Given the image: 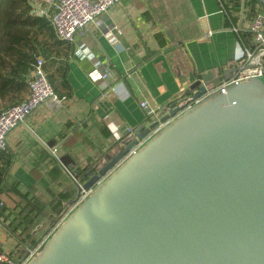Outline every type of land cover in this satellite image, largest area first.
<instances>
[{"label":"water","instance_id":"1","mask_svg":"<svg viewBox=\"0 0 264 264\" xmlns=\"http://www.w3.org/2000/svg\"><path fill=\"white\" fill-rule=\"evenodd\" d=\"M236 70L202 74L186 97ZM156 125L86 172L89 197L29 264H264V83L210 95L121 163Z\"/></svg>","mask_w":264,"mask_h":264},{"label":"crops","instance_id":"2","mask_svg":"<svg viewBox=\"0 0 264 264\" xmlns=\"http://www.w3.org/2000/svg\"><path fill=\"white\" fill-rule=\"evenodd\" d=\"M260 11L259 0H120L72 41H49L57 45L42 50H49L47 59L41 57L43 69L63 100L43 102L6 136L0 151V251L18 260L33 247L8 227L18 224L21 208L11 188L43 206V219L32 230L39 242L49 218L58 214L53 204L61 200L65 212L79 193L63 167H71L75 179L103 164L119 148L112 127L123 139L125 128L151 122L141 102L162 118L179 100L178 89L187 90L183 83L189 87L206 72L217 77L234 68L236 49L249 45V26ZM80 45L93 52L107 74L104 81L89 79L93 62L74 56ZM16 103L1 104L0 112Z\"/></svg>","mask_w":264,"mask_h":264},{"label":"built area","instance_id":"3","mask_svg":"<svg viewBox=\"0 0 264 264\" xmlns=\"http://www.w3.org/2000/svg\"><path fill=\"white\" fill-rule=\"evenodd\" d=\"M120 0H26L29 7V15L46 20L52 27L55 38L58 41L70 42L74 35L85 29L89 24L103 15L110 7L118 3ZM261 11L254 17L249 26L250 43L249 45L240 44L234 56L235 72L227 80L221 81L218 86L207 90L205 94L199 98H184L177 101V107L180 110L172 117L161 122L159 112L150 108L146 102H141L140 107L148 118L151 124L157 125L152 129L150 135L145 139L138 141V144L131 148L123 163L135 152H137L148 140L160 130L166 127L172 120L178 116L188 112L195 106L199 105L210 95L218 93L225 95L228 88L238 85L249 80H260L264 83V0H259ZM74 56L77 58H85L93 62V71L89 74V79L92 82L98 83L107 78L106 72L100 71V63L96 60L95 55L91 50L84 45H80L75 51ZM44 60L37 57L32 75L27 83L28 95L22 102L16 103L0 112V151H4L7 147L6 136L10 130L17 125L23 124L25 119L43 102L47 100L60 101L52 86L50 85L46 73L43 69ZM181 89V93H182ZM110 127V126H109ZM111 133L113 137L120 141L122 138L119 135L117 127H112ZM134 130L125 128V134H133ZM55 150L52 154H55ZM120 163V164H121ZM64 171L76 182L71 172L63 167ZM102 178L97 184H99ZM78 186V196L75 201L69 205L66 211L57 220L55 225L41 238L35 246L26 250L25 255L15 260L11 254L5 251H0V264H29L30 261L37 256L40 249L50 239L57 229L62 225L66 218L72 214L78 206H80L90 195L93 188L84 190L82 185Z\"/></svg>","mask_w":264,"mask_h":264},{"label":"trees","instance_id":"4","mask_svg":"<svg viewBox=\"0 0 264 264\" xmlns=\"http://www.w3.org/2000/svg\"><path fill=\"white\" fill-rule=\"evenodd\" d=\"M54 38L52 27L46 20L29 15L26 0H0V105L20 102L26 98L27 83L32 75L36 59L39 56L47 59L50 48L57 45V42L53 43L54 46L49 43ZM45 48L49 49L47 53L42 51ZM220 83V81L216 82L213 87ZM54 90L56 93V88ZM176 103L177 101L171 104ZM81 171L75 176L77 189V184L82 185L88 179L86 176L88 170ZM2 180L3 175L0 174V184ZM4 191L1 186L0 193ZM11 191L20 199L21 208L18 224L13 226L11 223L8 227L12 233L19 232L20 236L31 242V246H35L37 240L32 235V230L36 222L39 223L43 219L41 217L44 214L43 206L29 198L28 193H20L15 188H11ZM64 207L65 204H61V200L53 204L52 209L58 211V214L56 217L49 218L48 228L45 231H49L55 225L64 213ZM3 211L0 208V219ZM55 211L52 213H56ZM21 226H23L22 230H20Z\"/></svg>","mask_w":264,"mask_h":264},{"label":"rangeland","instance_id":"5","mask_svg":"<svg viewBox=\"0 0 264 264\" xmlns=\"http://www.w3.org/2000/svg\"><path fill=\"white\" fill-rule=\"evenodd\" d=\"M184 85V87H185V89H187L188 88V85L186 84V83H183ZM210 88H212V86L211 87H209V89ZM185 95V92H182V93H180L179 92V89H178V92H177V99H179V101L181 100V98L183 97ZM143 114H144V116H145V118H147L148 120H150V118H148L147 116H146V114L143 112ZM151 125V122H148V124H147V126H150ZM128 135V134H127ZM129 135H131V134H129Z\"/></svg>","mask_w":264,"mask_h":264}]
</instances>
